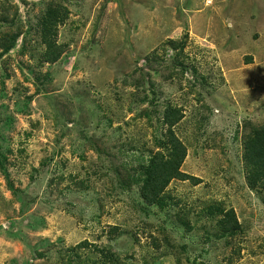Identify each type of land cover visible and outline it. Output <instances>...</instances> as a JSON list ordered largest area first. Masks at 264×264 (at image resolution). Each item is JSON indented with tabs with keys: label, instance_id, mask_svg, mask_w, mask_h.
I'll return each mask as SVG.
<instances>
[{
	"label": "rangeland",
	"instance_id": "374dc122",
	"mask_svg": "<svg viewBox=\"0 0 264 264\" xmlns=\"http://www.w3.org/2000/svg\"><path fill=\"white\" fill-rule=\"evenodd\" d=\"M165 114L183 176L150 204ZM263 126L264 0H0V264H264Z\"/></svg>",
	"mask_w": 264,
	"mask_h": 264
},
{
	"label": "trees",
	"instance_id": "16d2710c",
	"mask_svg": "<svg viewBox=\"0 0 264 264\" xmlns=\"http://www.w3.org/2000/svg\"><path fill=\"white\" fill-rule=\"evenodd\" d=\"M66 17L65 9L56 8L48 11L42 19L40 39L44 51L41 60L46 64L55 63L63 54L64 47L57 41V31ZM181 118L182 114H179L170 121L167 115H164L163 120L168 128L165 141H160L161 147L158 148L161 151L151 157L145 176L140 181V193L150 204L154 203L171 180L183 176L179 167L185 158L186 150L172 130ZM163 149L169 154L166 159L163 158ZM242 157L246 184L255 189L264 182V126L245 136Z\"/></svg>",
	"mask_w": 264,
	"mask_h": 264
}]
</instances>
